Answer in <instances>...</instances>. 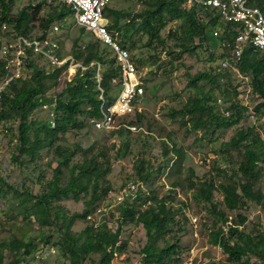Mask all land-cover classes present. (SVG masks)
<instances>
[{
	"label": "trees",
	"instance_id": "1",
	"mask_svg": "<svg viewBox=\"0 0 264 264\" xmlns=\"http://www.w3.org/2000/svg\"><path fill=\"white\" fill-rule=\"evenodd\" d=\"M51 2L55 5L50 6L47 17H43L46 10L42 4L32 5L15 13L14 0H0L2 11L0 31L8 25L10 35L26 36L31 40H37L43 43L46 49H52L54 54L64 59L67 54L60 40L62 28L58 33L55 32V24L76 14L73 6L67 3ZM249 5L259 8L264 14V0H250ZM109 6L110 4L108 8ZM150 6L135 18L142 20L141 30L150 32L152 36L165 27V12L183 18L185 25L189 26L187 30L192 34L201 35V41L205 40L208 26L211 27L210 30L212 29L211 36H214L213 29L220 25L217 37L218 47L221 50V57L225 59L226 51L221 48V43L224 40L232 41L233 35L236 34V25L223 22L216 9H205L203 12L205 16L200 19L195 7L183 10L177 6L175 0H151ZM108 8L106 15H108ZM110 11L120 14V11L114 9ZM75 18L77 20L76 16ZM80 27L97 38L95 42H89L84 47L77 48L72 55L78 63L89 68L88 71H73L69 64L62 67L54 66L44 55L29 50L23 78L12 82L0 101V127L3 122L21 121L20 139L12 159L19 164L26 161L25 156L29 158V161H34L42 150L48 149L53 152L57 164L53 169V179L46 184L42 194L33 195L20 190H15L14 193L22 203H31L25 207V214L31 222L35 220L38 224L41 231L38 239L45 241L47 245L53 243L52 246L63 253L69 264H87V262L112 264L125 248L124 242L121 241V234L123 226L128 223H135L144 230L147 243L141 250L142 264H166L174 257L172 263H178L184 256V250L177 244L171 245L170 242H165L164 239L175 229L181 232L182 226L186 224L187 216L179 215L189 208L187 205L175 208L177 194L174 190L179 187L176 184H173L169 194L159 196L151 178L153 171L146 160L140 161L136 168L137 179L131 182L145 184L149 196H142L133 204H124L112 209L99 225L95 221L88 220V215L106 202L108 193L112 190L108 179L111 172V160L108 152L97 148V144L89 147H84L80 143L71 144L68 139L66 140V134L71 129L83 128L85 119L96 128L95 121L102 117V103L105 100L111 104L117 96L120 83L113 80L119 78L121 71L116 60V53L114 55L113 50L94 33ZM109 30L119 41L114 33L115 27L109 24ZM53 41L57 44L56 47L50 45ZM80 43L79 39L77 45ZM3 45V41L0 40V82L7 77ZM121 45L123 46L122 43ZM108 51L111 52L112 59L108 57ZM237 62V66L239 65L244 73L247 71L251 73L253 91L262 99L257 111L264 114V51L250 46ZM104 66L107 67L105 71ZM209 80L210 76L207 74L199 73L190 76L193 86ZM209 98L211 97H206L204 94L190 98L188 101V104L192 106L191 115L199 114L198 118H194L196 127L206 125L212 117L211 107L208 105ZM46 104H49L51 108L45 109ZM40 111L47 113V120L42 121L37 118ZM141 111L142 108L136 107L132 113L116 117L115 127L104 131L118 130L121 133V130H130L129 126L141 120ZM240 119L241 115H235L229 119L221 118L218 126L229 128L238 124ZM252 131V128L240 129L230 137L228 142L222 144L226 148L236 149L247 145L244 160L239 164V171L236 173L243 175L240 181L235 178L237 175L229 174L226 169H219V176H222L219 179H208L200 185L190 183V188L194 190L193 199L198 203L210 204L214 211L213 231L210 234L209 243L213 247L221 248L228 256V262L223 264H259V261L264 260V226L258 222V226L252 231L244 228L249 221L246 213L248 203L261 204L264 200V194L256 190L260 165L264 163V146L260 138L253 136ZM67 175L68 178L64 181ZM9 189L13 190L10 186ZM214 192L223 198L220 208L212 203ZM65 199H71L76 203L83 202L84 211L70 213L60 204ZM234 214L235 218H233ZM114 220L118 226L116 230H111L110 222ZM84 221L88 222L86 227L76 231L75 226L78 223L84 225ZM225 225L229 227L228 232L225 231ZM31 229L21 230L8 244L22 254V258L17 259V262L28 264L26 255L39 251V247L33 244L32 238L26 240ZM56 232L60 233L61 237L59 241L54 242ZM160 241L164 242L162 248L158 247ZM2 263L3 258L0 257V264Z\"/></svg>",
	"mask_w": 264,
	"mask_h": 264
},
{
	"label": "rangeland",
	"instance_id": "2",
	"mask_svg": "<svg viewBox=\"0 0 264 264\" xmlns=\"http://www.w3.org/2000/svg\"><path fill=\"white\" fill-rule=\"evenodd\" d=\"M14 1L15 13L32 5H44L46 13L42 15L43 17H47L49 7L55 5L50 0ZM175 2L183 10L190 9L189 0H175ZM150 5L151 0H111L107 11L110 24L115 27V35L131 52L145 82L141 120L134 124L137 130H121V133L118 130H99L85 119L84 127L71 129L66 134V140L68 139L71 144L80 143L84 147L97 144V148L108 152L111 160L108 179L114 191L137 179L136 168L143 160H146L153 171L151 178L160 197L169 194L173 184L179 186L174 190L177 194L175 208L187 205L189 209L179 216L186 214L197 217L201 222V237L199 241L192 240L186 217V224L182 226L181 232L175 229L164 239L171 245L177 244L181 247L184 256L178 263H172L174 257L166 264H181L187 252L196 246L200 254H203V262L206 261V264L227 263L228 256L223 250L209 243L213 231L214 211L210 204L198 203L193 199L194 190L190 188V183L200 185L208 179H219L222 177L219 176V169H226L229 174L237 175L247 145L236 149L226 148L222 144L228 142L238 130L252 128L253 136L260 138L264 146V114L257 111L262 99L253 91L252 76L249 71L244 73L235 60L223 65L227 56L224 54L225 59L221 57L218 39L211 36V27L206 28L205 40L201 41V35L192 34L187 30L189 26L185 25L183 18L165 12L166 25L155 36L141 30L142 20L135 17L144 13L151 7ZM194 7L198 17L203 19L205 9L199 5ZM113 9L120 11V14L110 11ZM1 12L0 6V14ZM75 16L72 15L63 22L57 21L55 24V28L58 27L59 31L62 28L60 40L67 54L65 58L74 55L77 48L97 40L93 34L81 29ZM219 30L220 25L213 29L218 32ZM79 39L81 43L77 45ZM112 53L115 55L114 51ZM108 57L112 59L110 51ZM106 69L107 67L104 66V71ZM199 73L209 75L210 80L193 86L190 76ZM204 94L206 97H211L208 105L211 107L212 117L206 125L196 127L194 118H198L199 114L191 115L192 106L188 101L190 98ZM37 115L39 120H47V113L40 111ZM235 115H241L238 124L229 128L218 126L221 118L229 119ZM20 125L21 121L16 120L10 123L3 122L0 127L2 264H26L17 262V259L22 258V254L8 244L15 239L16 234L28 228L32 229L26 240L32 238L33 244L39 247V251L26 255L28 264H69L59 249L55 248L56 251H52L53 243L47 245L45 241L38 239L41 233L38 224L34 219V222H31L25 214V207L31 203H22L14 193L15 190H20L33 195L42 194L46 184L53 179V169L57 166L53 152L48 149L42 150L34 161H29L27 156L24 157L26 161L23 164L12 159L20 139ZM260 167L256 190L264 194V163ZM242 177L240 173L235 178L240 181ZM67 178L68 175L64 181ZM9 186L13 190L9 189ZM222 200V196L214 192L212 203L220 208ZM60 204L72 214L82 213L85 209L83 202L76 203L71 199H65ZM246 213L249 218L244 226L246 230L252 231L258 226V222L264 226V200L261 204L248 203ZM233 216L235 218V214ZM83 223L84 225L78 223L75 230L84 229L88 222ZM117 226L116 220L110 222L111 230H116ZM55 235L54 242H57L61 235L58 232ZM121 241L124 242L125 248L112 264H142L141 250L147 243L143 228L135 223H128L122 228ZM163 245L164 242L160 241L158 247L162 248ZM259 264H264V260L259 261Z\"/></svg>",
	"mask_w": 264,
	"mask_h": 264
},
{
	"label": "built area",
	"instance_id": "3",
	"mask_svg": "<svg viewBox=\"0 0 264 264\" xmlns=\"http://www.w3.org/2000/svg\"><path fill=\"white\" fill-rule=\"evenodd\" d=\"M51 1H62L73 6L78 24L94 33L105 45L116 53V60L121 72L119 78L114 79L113 82H119L120 88L113 103L108 104L104 100L101 106L102 117L95 121L97 129L111 130L115 127L114 119L116 117H122L132 113L136 107L142 108L141 103L145 95V82L139 73L136 61L131 52L123 47L109 30L110 21L106 15V10L111 0ZM188 3L190 9L194 5L202 6L203 9H216L223 22L236 25V34L233 35L232 41L228 42L224 40L221 43V48L226 51L227 55L223 65L229 63L230 60H239L244 51L250 46L254 49L264 51V14L259 8L251 7L249 5L250 0H189ZM55 32H59L58 27L55 28ZM213 35L214 37H218V31H214ZM0 40L4 44L3 57L7 71L6 79L0 82V101L3 99L4 93L8 90L12 82L23 78L29 50H34L37 54L44 55L57 67L69 64L70 69L73 71L83 70L86 72L89 69L83 64L78 63L73 56L63 59L54 54L52 49H46L43 43L37 40H31L26 36L16 37L10 35L8 25H5L2 31H0ZM50 45L53 47L57 46L54 41ZM99 79L101 82V70ZM44 108L50 109L51 106L46 104ZM128 128L132 131L137 130L135 125H131ZM166 189L169 190L167 186ZM142 196H149L146 185L141 182H129L121 190L109 191L106 202L89 214L88 220L95 221L99 225L112 209L124 204H133ZM186 216L189 222L192 240L195 242L199 241L202 228L200 220L195 216ZM228 228L226 225V232H228ZM52 249L53 252L56 251L54 247ZM206 263V261L203 262V254H200L196 246L187 252V256L181 264Z\"/></svg>",
	"mask_w": 264,
	"mask_h": 264
}]
</instances>
